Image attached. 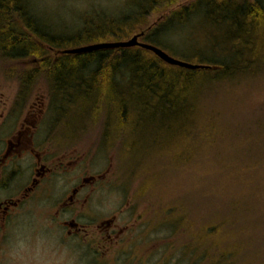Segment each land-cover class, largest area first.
<instances>
[{
    "label": "rangeland",
    "instance_id": "obj_1",
    "mask_svg": "<svg viewBox=\"0 0 264 264\" xmlns=\"http://www.w3.org/2000/svg\"><path fill=\"white\" fill-rule=\"evenodd\" d=\"M190 1L178 0L175 8ZM27 3L39 21L52 28L51 32H45L50 44L59 46L94 21L93 26L104 21L114 25L124 16H132L134 10L140 8L141 0L138 4L137 0H27ZM167 11L153 8L148 23L159 26L165 22V19H159ZM172 25L173 29L162 37L165 39L155 45L173 57L192 63L226 57L227 53L221 55L211 49L206 35L212 27L207 21L195 18L188 24L170 23L167 26ZM167 43L182 54L173 52ZM190 51L192 56L186 55ZM32 58L26 57V61L13 59L0 52V93L13 98L19 94L23 100L46 93L53 99V123L62 128L69 126L70 133H76L77 129L84 134L68 141L69 147L90 152V164H94L101 175L106 174L97 187L101 205H128L129 201L130 205L178 207L180 210L174 217L181 218L177 220L180 224L176 229L181 226L180 230L186 235L180 232L175 235L188 239L193 232L196 239H200L199 243L204 245L208 240L207 246L212 245L207 255L203 252L202 256L198 255L202 250L198 249L197 264H264V73L259 76L256 70L250 71L236 81H225L227 83L211 89L207 86L203 91V86L199 88V112L194 118L193 114L191 116L194 126L182 127L180 130L185 132L172 139L166 133L169 127L162 122L163 116L151 117L150 111L145 113L147 108L137 109L136 115L129 110L125 115L127 128L115 127L117 113L122 109L121 97L108 108L114 119L110 126L107 122L103 124L107 119L106 104L103 103L106 96L101 95V105L99 99L86 104L72 87L69 91L61 89L60 93L50 91L55 84L67 88V74L58 75L55 71L50 76L49 69H44L38 71L33 83L21 86L24 65H39L31 63ZM72 70L81 76L78 67ZM61 96H66L69 104L57 106L62 101ZM23 102H20L19 110H22ZM71 105L75 108L71 109ZM87 105L89 108L85 112ZM139 112H142L141 116ZM146 115H149L148 121L142 119ZM137 119L140 126L132 123ZM129 125L135 132H127ZM198 127L204 129L196 130ZM198 136L204 139H196ZM185 149L190 155L187 168L182 162ZM173 164L182 166L164 171ZM168 220L166 224L174 227ZM168 225H165L166 237H174L170 236L174 230ZM209 227L214 228V234L205 236L204 231ZM183 243L188 241L180 240L179 244Z\"/></svg>",
    "mask_w": 264,
    "mask_h": 264
},
{
    "label": "flooded vegetation",
    "instance_id": "obj_2",
    "mask_svg": "<svg viewBox=\"0 0 264 264\" xmlns=\"http://www.w3.org/2000/svg\"><path fill=\"white\" fill-rule=\"evenodd\" d=\"M35 59V75L24 73L21 86L55 64ZM61 98L57 106L69 104ZM52 103L46 93L24 100L0 93V264H197L198 249L212 250L195 233L176 236L185 234L176 229L178 207L101 205L97 187L106 174L90 164V152L69 147L84 134L53 123ZM165 225L175 238L166 237Z\"/></svg>",
    "mask_w": 264,
    "mask_h": 264
},
{
    "label": "trees",
    "instance_id": "obj_3",
    "mask_svg": "<svg viewBox=\"0 0 264 264\" xmlns=\"http://www.w3.org/2000/svg\"><path fill=\"white\" fill-rule=\"evenodd\" d=\"M138 2L140 0H137V4ZM177 2L178 0H141L140 8L134 10L131 18L124 16L114 25H108L104 21L105 23L99 22V25L93 26L94 21L76 35L69 37L63 46L121 39L136 32H144L145 40L159 44L165 39L162 37L173 29V25L169 27L168 24H188L196 18V20L207 21L212 27L208 29L206 35L211 49L221 55L227 53L226 57L220 60L206 58V62L213 66L212 70H190L168 65L152 52L132 47L68 55L53 64L48 72L49 75L52 76V72L55 71L58 75L67 74L68 81L63 80L68 82L67 91L70 87L76 89L77 94L82 95L86 104L98 99L100 105L105 103L107 119L104 120V125L106 122L110 126L114 123L108 108L115 105L116 100L121 97L122 109L120 108L119 114L117 113L118 119L115 127L127 128L125 115L129 113V110H133L136 115L137 109L141 111L142 108H147L145 113L150 111L151 117L157 114L163 116L162 122L169 127L167 135L169 138H176L179 133L185 132L180 130L182 127L194 126L191 116L193 114L194 118L199 112L198 107L201 104L197 98L199 88L204 87L203 91L207 86L211 89L225 81L233 82L250 71L256 70V75L259 74V76L264 73V57H261L264 53V50H261L264 48L262 42L264 38V0H192L175 8ZM153 8L168 10L159 19H165V22L157 21L159 26H155V23V25L148 23V15ZM134 18L136 21H133ZM39 20V17L30 10L27 0H0V50L2 53L13 59L40 55L41 45L36 35L32 33V25L36 23L35 26H37ZM124 20L126 21L122 22ZM44 30L43 26V32L39 35H43ZM45 42L50 44L51 40L46 39ZM167 46L173 52L182 54L171 44L167 43ZM59 47H62V44L59 43ZM36 51H38L37 54ZM190 53L191 51L186 52V55L192 56ZM46 61L52 63L47 59ZM77 67L81 76L72 72V69ZM83 67L84 75L82 74ZM35 72V69L31 70L25 77L29 79L30 76L35 75ZM197 73L200 77L196 76ZM105 86L106 89H104ZM79 87L81 89H78ZM101 95L106 96L103 99L106 102L101 103ZM139 114L141 116L142 112ZM142 119L148 121L149 115ZM132 123L140 126L138 119ZM144 123L145 121L143 125ZM132 127L127 132L130 130L135 132V128ZM198 129L204 128L198 127L196 130ZM205 129L208 130V126ZM197 138L204 139L203 136ZM130 144L134 145L132 142ZM188 152L189 150L185 149L182 153L185 168L189 167ZM181 166L176 167L173 164L164 171L180 169ZM207 252L203 251L204 255H207Z\"/></svg>",
    "mask_w": 264,
    "mask_h": 264
},
{
    "label": "water",
    "instance_id": "obj_4",
    "mask_svg": "<svg viewBox=\"0 0 264 264\" xmlns=\"http://www.w3.org/2000/svg\"><path fill=\"white\" fill-rule=\"evenodd\" d=\"M141 35L142 34H137V35L133 36L128 41L104 42V43L90 44V45L79 47V48L69 49V50H67V52L68 53H79V52H87V51H93V50L104 49V48L130 47V46L139 45V46H142L146 49L153 51L161 59H163L164 61H166L169 64L177 65V66L188 68V69L206 68L205 66L195 65V64H191L189 62H185V61L176 59V58L170 56L168 53H166L165 51H163L162 49H160L156 46L140 42L138 40V38Z\"/></svg>",
    "mask_w": 264,
    "mask_h": 264
},
{
    "label": "bare ground",
    "instance_id": "obj_5",
    "mask_svg": "<svg viewBox=\"0 0 264 264\" xmlns=\"http://www.w3.org/2000/svg\"><path fill=\"white\" fill-rule=\"evenodd\" d=\"M29 5H30V4H29ZM35 24H36V23H34V24L32 25V33H33V35H36V38L38 39V43L41 44V43L45 42V40L48 38V36L45 34V32H46V31H49L51 27H50L48 24H46V23H42V24H41L40 21L38 22L37 26H35ZM43 26L45 27L44 34H43V35H39L41 32H43ZM51 29H52V28H51ZM49 32H51V30H50ZM52 33H53V32H52ZM261 50H264V48H262ZM261 57H264V53L262 54ZM189 63H191V64H195V65H200V66H205V67H206V68H198V69H191V70H212V69H213V66L210 65V64L207 63V62H205V63H192V62H189ZM244 76L246 77L247 74L244 75ZM240 78H241V76H240L238 79H240ZM225 83H227V82H225ZM222 84H224V83H222ZM222 84H220V85H222ZM217 86H218V85H216L215 87H217ZM213 88H214V87H213ZM200 96H201V94L198 93L197 97H200ZM154 144H155V143H154ZM155 145H156V144H155ZM134 147H136V146H134Z\"/></svg>",
    "mask_w": 264,
    "mask_h": 264
}]
</instances>
